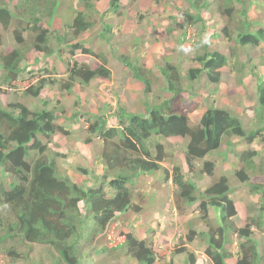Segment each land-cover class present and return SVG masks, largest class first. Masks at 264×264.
Returning <instances> with one entry per match:
<instances>
[{
    "label": "trees",
    "instance_id": "1",
    "mask_svg": "<svg viewBox=\"0 0 264 264\" xmlns=\"http://www.w3.org/2000/svg\"><path fill=\"white\" fill-rule=\"evenodd\" d=\"M5 1L0 0V29L10 30L16 47L8 52L0 51V85L10 87L17 81L24 84L27 79L36 78L39 71L34 73L23 68V62L32 60L33 55L49 56L54 52L61 57L59 61H66L67 79L62 82L57 78H39L36 85L29 84L21 89L23 96L37 98L46 85L53 87L60 83L61 88L68 92L76 82L89 84L92 80L110 77L109 69L103 64L88 67L73 60L76 51L94 56V52L75 37L97 26L95 4L100 0H75L82 4V9H74L73 13L77 14L63 26L64 36L56 33L55 18L52 19L51 13L57 5L54 0H17L11 4V9L6 8ZM122 1L108 0L107 9L99 17L105 21L113 12L122 16V10L128 4L132 6L134 0ZM152 4L156 3L153 1ZM187 4L183 10L177 9V15L168 11L160 13V18L171 22L172 27V20H176L182 34L191 38L192 58L189 62L193 64L188 68L171 63L162 66L160 75L165 85L160 93L165 96H156V101H145L140 113L118 107L111 114L82 119L87 136L84 142L89 144L96 139L103 164L102 177L94 182V186L89 182L86 185L84 180H72L68 171L59 169V159L65 155L57 149L51 151V139L56 134L68 135L71 128L57 124L56 120L61 119L57 111L47 108L32 111L18 101L0 108V171L11 178L10 188H4L3 181H0V253L5 259L3 264L24 260L27 252L22 251V246L29 250L36 245L49 251L48 264H81L84 254L80 249L82 242L85 246H92L99 257L96 261L91 260V264H131L130 261L154 264L157 257L152 241L140 239L132 231L124 230L126 227L121 216L140 210L139 202L132 200L136 178L156 173L161 168L160 163L166 159L167 149L170 150L167 142L184 138H187L185 150L181 153L184 169L182 172L177 166L172 169L175 205L180 210L182 203L187 206L199 201L198 214L194 217L200 216L204 222L210 218V208L217 211V225L209 222L208 230L198 233L193 228L199 224L200 219H196L195 224H189L186 240L192 242L195 235L204 236L207 241L204 251L211 264H225L229 253L223 249L226 246L224 239L232 231L237 236L234 238L237 242L236 264H259L264 260L259 258L256 246V233L264 230V158H258V152L246 149L236 151L234 156L235 177L240 183L250 186V196L258 198L259 203V216L243 227L237 228L232 222L236 209L229 197L233 190L226 177L220 176L204 191H199L191 181V178L199 179L202 174L212 175L215 162L206 156L219 149L222 139L226 140V149H239L243 142L248 144L259 139L258 136L264 132V82L255 87L253 96L257 103L254 115L247 121L248 127L229 111L217 108H208L197 122H192L189 114L194 107H188L182 95L188 86L183 80L191 84L203 72L207 82L213 84H218L222 70L236 75L242 73L243 68L254 72L256 68L251 67L254 59L252 63H244L240 60L241 52L248 54V50L260 47L263 54L257 60L264 65V22L256 25L248 17L241 19L246 14L244 0H188ZM236 5L240 8L236 9ZM144 13L146 17L154 15ZM140 14H137L138 22L144 19ZM207 21L221 27L211 38L216 37V43L220 40L224 49L211 50V40L202 42L200 35L205 31ZM198 25L200 28H196ZM101 26L100 36L107 41L113 27L107 22ZM166 26V32L172 29ZM70 32L74 38L66 40L65 36ZM117 59L123 62L132 78L140 82L142 92L149 93L152 85L150 70L137 67L136 61H129L122 55ZM237 82L241 85L242 80L238 78ZM75 114H70L69 122L75 119ZM111 117L116 123L108 126V118ZM231 136L241 140L232 141ZM77 170L86 174L85 169ZM257 178L263 181L255 183ZM140 198L143 201V197ZM247 204L250 209L253 207L251 202ZM111 222L119 223L120 230L115 237L108 238ZM175 250L186 254V264L195 263L190 250ZM160 260L162 264H174L170 257ZM34 264L44 263L39 259Z\"/></svg>",
    "mask_w": 264,
    "mask_h": 264
},
{
    "label": "rangeland",
    "instance_id": "2",
    "mask_svg": "<svg viewBox=\"0 0 264 264\" xmlns=\"http://www.w3.org/2000/svg\"><path fill=\"white\" fill-rule=\"evenodd\" d=\"M54 1L57 2L56 7H58L55 10V23L58 25L56 26V33L64 36L66 31L63 30V23L70 19L69 17L71 13L74 12V9L81 10L82 8L80 7L82 4H77L75 0ZM153 1L156 3L155 5L152 4ZM187 1L188 0H134L132 6L128 4V6L122 10V16L113 12L112 16L104 21L99 15L101 16L107 9L108 0H100L95 4V8L98 11V16L95 17V20H98L97 26L92 27L86 34H79L75 37L78 42H82L85 47L90 48L91 51L94 52V56H87L76 51L73 60L77 63L85 64L88 67H95L103 64L109 69L110 77L107 80L96 79L89 84H80L76 82L73 89L68 92L61 88L60 83L54 84L53 87H48L46 85L37 98L23 96L22 90L24 87L34 83V85H36L37 79L39 78H57L62 82L67 79L65 71L66 61H59L61 57H59L56 52L49 56L33 55L31 56V58L33 57L32 60L26 59L22 67L30 69L34 71V73L39 71L37 74L38 76L32 80L27 79L24 84L17 81V83H14L10 87L0 85V94L2 95L0 97V108H4L6 103H15L18 101L33 111L43 108L57 111V113L60 114L58 118L61 117L60 120H56L57 124L71 128L68 135L56 134L51 139V144H53L51 145V151L54 152V149H57L58 152L64 153L65 155L62 158L59 157L61 159H59V169L61 171H68L70 176H73L70 177L72 180H84L86 185L89 182L91 186H94V182L99 181L98 178L102 177L103 164L99 158L96 139L94 138L95 140L89 144H85L84 142L87 136L83 131L84 124L82 119L95 115L111 114L116 112L118 107L126 108L133 113H140L142 112L145 101L149 100L152 102L157 100L156 96H165V94L160 93V89L165 85L163 77L160 75V69L165 63H171L175 66L184 68L193 65L189 62V59L192 58L191 44L185 43L186 39L187 42H189L191 38H187L185 33L184 35L182 34V29L177 27L176 20H172L174 23L172 27L170 26L172 25L171 22H167L166 19L160 18V13L163 11H168L171 15H177V9L183 10L188 7ZM14 2H17V0H6V8L11 9V4ZM235 7L239 9L240 5H236ZM243 7L246 9V14L242 16L241 19L248 17V20L256 25L257 23L262 24L264 22V0H244ZM145 11L149 12V14L154 13V15L146 17ZM137 14L144 15V19L138 22ZM154 16L155 18L153 21ZM160 21L163 22L160 23ZM103 22H107L113 27L112 33H109L110 36L107 41L100 36L102 31L101 24H103ZM47 25L50 27L51 20ZM166 25H169L172 29L166 32ZM196 28H200V26L198 25ZM205 28V31H202V35H200L202 42L211 40V50L216 49L220 51L224 49V45L220 43V40L216 43L214 41H216L217 38H211L213 33L219 32V29H221L219 24H214L213 21H207L205 23ZM9 31L10 30L3 31L0 29V51L8 52L12 47H16L15 42L11 39ZM72 34V32L68 33L65 36L66 40L73 39L74 37ZM61 49L68 52L64 47ZM248 52V54L241 52L240 60L249 64L252 63V59H254V66H251L256 68L254 72L253 70L250 72L243 68L242 73L236 75L228 74V72L222 70L220 72L219 83L213 86L208 84L204 72L196 80L191 82V84H189L187 80H183V82L188 85L187 90L182 93L185 97L186 105L188 107H194L189 114L192 122H197L200 116L210 106V108L229 110L232 115L240 120L242 125L248 127L247 121L254 115L257 103L253 96L255 87L258 83L264 82V65L257 60V58L263 54L261 48L250 49ZM119 55L126 57L129 61H136L135 65L141 69L150 70L152 85L149 93L144 94L142 92L140 82L133 79L123 62L117 59ZM66 59H68V56ZM156 65L158 67H156ZM50 68H52V70ZM241 76L245 79L243 80ZM238 78L242 80L241 85L237 82ZM245 94L249 97L246 98ZM44 103H46L47 106ZM73 112L77 114L74 116L75 119L69 122L67 118L70 117V114H73ZM108 122V126L116 123L114 117L108 118ZM258 137L261 140L256 139L248 144L243 142L239 149L233 146V149H226L224 144L226 140L222 139L219 150L213 151L207 156V159L215 162V167L212 175L206 176L204 181H209L211 179L213 182L220 176L227 178V184L233 190L230 196L238 210V214L236 212V222L240 227L250 223L251 219L256 220L259 216L257 212L259 203L258 198H252L250 196V186L240 183L235 177L234 169L236 165L234 156L237 154L236 151L241 152L246 149L256 151L258 152V158H264V132ZM230 139H232V141L234 139L241 140V138H236L234 136H231ZM186 141L187 138L176 139L170 143L167 142V147L170 148L171 151L169 149L166 151V154H170V156L164 163V166L169 170L172 168L173 164L181 169V166L185 165L181 153L185 150ZM78 168L85 169L86 174L79 172L77 170ZM77 175H79L78 179H76ZM159 177H163L162 170L157 173H152L147 176H138L136 178V186L134 188L135 191L132 193V200L139 202L140 196H142L143 201L140 202L142 210L140 213L136 214L128 213L123 220L124 226L126 227H123V229L127 231L132 230L138 238L141 236L156 238V240L154 239L156 243L164 242V245L168 247L166 242H174L173 232L175 233V229L180 226L177 224L178 222H176L175 218L170 215L172 207L169 200L166 202L165 195L167 194V190H165L164 184L162 186H156L157 189L154 191L158 193V195L155 196L149 194L146 186L147 183H144L147 178L155 180ZM0 181H3L4 188H10L11 178L8 175H3L1 171ZM262 181V179L257 178L255 183H261ZM196 186H199L197 182ZM167 189L170 194L171 189ZM108 196L111 197L112 192L109 193ZM248 202L252 203L253 207L251 209L247 204ZM165 204H167L168 209L167 212H163L164 218L159 226L154 227V224L148 225L147 223L152 222L150 218L151 214L153 216L155 214L154 211L158 212L163 209ZM209 210L212 211L214 209L210 208ZM196 211L197 204H194L186 211L189 215L186 221L192 220L191 215ZM142 216L148 217V220L144 218L138 220ZM248 217L251 218L247 219ZM120 221H122V219H120ZM192 223L195 224V222ZM199 223H201V220ZM133 224L135 225L132 228ZM118 225L119 223L117 222H111L107 230L108 238L117 235L120 230ZM182 226L185 230V225ZM149 227L155 228V232L150 233ZM205 228L206 225L204 229ZM256 236H258L256 239L257 252L259 258L262 259L264 258V230L261 233H256ZM233 241L236 243V246L235 244L232 246ZM224 245L227 246L228 250L230 247L232 249L237 248V242L235 239L232 240L230 236H226ZM191 246L196 247V258L198 261L201 260L202 248L198 249L196 242ZM21 249L27 252V256L24 260L14 264H34L39 259L44 264L49 263V251L43 246H32L29 250L27 247L22 246ZM80 249L84 251L81 264H91V260L96 261L99 258L97 254L93 252L92 246H87V244L85 246L82 242ZM168 255L172 256L175 264H186L185 253ZM3 258L4 256L0 253V264H3L5 261ZM130 263L136 264L135 261H130ZM118 264L122 263L118 262ZM204 264L208 263L204 262ZM226 264H229V261L226 260ZM259 264H264V260L260 261Z\"/></svg>",
    "mask_w": 264,
    "mask_h": 264
},
{
    "label": "clouds",
    "instance_id": "3",
    "mask_svg": "<svg viewBox=\"0 0 264 264\" xmlns=\"http://www.w3.org/2000/svg\"><path fill=\"white\" fill-rule=\"evenodd\" d=\"M57 8V7H56ZM56 10V9H55ZM76 14L77 13H71V15H70V19H68V21L69 20H71V19H73L75 16H76ZM51 15H52V19L53 18H55L56 16H55V11L53 12V13H51ZM51 20V19H50ZM49 20V21H50ZM52 21V20H51ZM55 21H56V19H55ZM67 20L63 23V25H65V24H67V22H68ZM56 26H58L57 24H56ZM191 40V39H190ZM185 43H189V42H187V41H185ZM65 69V68H64ZM66 70V69H65ZM101 80H103V79H101ZM93 81V80H92ZM219 83V82H218ZM208 84H211L212 86L213 85H216V84H213V83H208ZM75 86V85H74ZM73 86V87H74ZM73 89V88H72ZM71 89V90H72ZM209 108H210V106H209ZM207 110V109H206ZM33 111V110H32ZM227 111H229V110H227ZM201 117V116H200ZM190 118V117H189ZM219 150V149H218ZM184 151V150H183ZM169 156H170V154L168 155V154H166V159H165V161L164 162H162V163H160V165H161V168L157 171V172H159V171H161L162 170V172H163V177H161V179L164 181V182H166V179L168 178V177H170V179H171V183H172V185H173V182H172V169H173V167L174 166H177V165H172V168L169 170L167 167H165L164 166V163L167 161V159L169 158ZM208 156V155H207ZM206 156V157H207ZM205 157V158H206ZM197 165H199V163L197 162ZM178 167V166H177ZM182 167V169H181V172L183 171V169H184V167L183 166H181ZM156 172V173H157ZM141 176H145V175H141ZM206 176L207 175H204V174H202V176L199 178V179H197V178H191L192 180V182L196 185V182L199 184V181L200 180H204V178H206ZM101 179V178H100ZM211 180V179H210ZM195 181V182H194ZM216 181V180H215ZM214 182V181H213ZM144 183H147L146 184V186H147V191L149 192V194H150V190H151V188H152V183H153V180L152 179H150V178H147L146 179V181L144 182ZM212 183V180H211V182L209 183V184H207L206 185V187L204 188V189H199V186L197 187L196 186V188H198V190L199 191H204L210 184ZM200 185V184H199ZM136 186V185H135ZM173 187H174V185H173ZM175 190H176V188L174 187V189L171 191V193H170V199L171 200H169L170 202V204H171V207H172V211L173 212H175L177 215H181L182 214V212H184L185 210V208H190L192 205H194V204H197V211L194 213V215H197L198 214V205H199V201L198 202H195V203H193V204H188L187 206L185 205V204H180V210H178L177 209V207H176V205H175V196H174V192H175ZM146 191V192H147ZM173 199H174V201H173ZM140 202H142V200H141V198L139 199V206H140V210L139 211H137V212H133V211H130V213H140L141 212V210H142V206H141V204H140ZM127 214H125V216H126ZM125 216H121V218L124 220V218H125ZM151 217V216H150ZM235 217V216H234ZM233 217V218H234ZM141 218H146V216H142V217H140L138 220H140ZM196 219H200V216H196V217H192V220H190V221H181V223L182 224H178L180 227H178V228H176L175 229V233H174V235H173V238H174V242H170V244H169V248L168 247H164V248H162V250H163V252H164V256L163 257H170V258H172V256H169L168 254H170V255H176V254H179V252L177 253L176 252V250H175V248H178V250L179 249H181V248H186V249H188V250H190L192 253H193V256H194V260H195V263L194 264H197V258H196V255H195V253H194V251L191 249V248H189L188 247V245L189 244H193L192 242H190V241H187L186 240V236L189 234V230H190V227H188L187 226V224H190L191 225V223L192 222H194ZM137 220V221H138ZM201 220V219H200ZM152 221H155V220H152ZM201 222H204L203 220H201ZM137 223V222H136ZM135 223V224H136ZM141 223H142V221H141ZM135 224H133V226H132V228L134 227V225ZM186 224V225H185ZM182 225H185V230L183 229V226ZM182 226V227H181ZM238 228V227H237ZM149 230H150V233H153V232H155V228H153V227H149L148 228ZM125 230V229H124ZM205 231H207L208 230V228L206 227L205 229H204ZM128 231H132V230H128ZM133 232V231H132ZM201 232H204V231H201ZM227 236H230L231 237V239L233 240L234 238H236L237 236H236V234H234L232 231H230V232H228L227 233ZM195 238H197V241H196V243H197V245H202V243H204V248H202V252H201V256H202V258H201V260L203 261V262H207L208 264H211V262H210V260L208 259V257L205 255V251H204V249L207 247V241H206V238L204 237V236H202L201 238L199 237V235L197 236V235H195V237H194V239ZM140 239H144V240H147V241H149V242H151L152 241V248H153V251H154V253L156 254V257H157V260H156V262L154 263V264H162V262H161V258H163V257H161L160 256V254H159V252H157L156 250H159V249H157V245L156 244H154V239H156V238H153V237H140ZM151 240V241H150ZM234 242V241H233ZM232 242V246H234V244H235V246H236V243L234 242L233 243ZM195 243V242H194ZM227 253H229V255H228V257L224 260V263L226 264V260L227 261H229L230 260V258H235V253H236V251H235V249L233 248H231L230 247V249L228 250L227 249V246H225L224 248H223ZM177 250V251H178ZM166 251H167V253H166ZM230 253H232V254H230ZM182 254V253H181ZM197 254V253H196ZM235 260V263L234 264H236L237 263V261H236V259H234ZM187 262V261H186ZM174 263V262H173ZM175 264V263H174Z\"/></svg>",
    "mask_w": 264,
    "mask_h": 264
},
{
    "label": "crops",
    "instance_id": "4",
    "mask_svg": "<svg viewBox=\"0 0 264 264\" xmlns=\"http://www.w3.org/2000/svg\"><path fill=\"white\" fill-rule=\"evenodd\" d=\"M148 174H146L145 176H147ZM150 175V174H149ZM260 179H262V178H260ZM211 182V180H209V181H204V180H200L199 181V189H204L205 187H206V185L207 184H209ZM250 183H254V181H251ZM258 183H260V182H258ZM165 185V190H167V194L165 195V198H166V202L168 201V200H171L170 199V197H169V193H168V189L167 188H170L171 190H173L174 189V187H173V185H172V183H171V179H170V177H168L167 179H166V182H164L162 179H161V177H159V178H157V179H155V180H153V183H152V188H151V190H150V194H152V195H155V196H157L158 195V193H156L154 190L155 189H157V187L156 186H162V185ZM203 185V186H202ZM171 190H170V193H171ZM169 197V198H168ZM229 197H231V196H229ZM235 205V204H234ZM167 209H168V206H167V204H165L164 205V208L163 209H161L160 211H158V212H156V211H154L155 212V214L152 216V214H151V220H155V221H152V222H149V223H147L148 225L149 224H154V227L155 226H159V224H160V222L163 220V218H164V214H163V212H167ZM189 208H185L184 210V212H182V214L181 215H177L175 212H173V211H171L170 212V215L172 216V217H174L175 218V220H176V222H178V224H182L181 223V221H185L186 222V220H187V218L189 217V215L186 213V211L188 210ZM212 209V208H211ZM235 209H236V212H237V214H238V210H237V208H236V206H235ZM153 213V212H152ZM245 213H246V211H245ZM209 214H210V218H208V220L206 221V222H201V223H199V224H195L194 225V227L193 228H195V230L199 233V232H201V231H205L204 230V227H205V225H206V227L208 228L210 225H209V222H213V224H215V225H217V223H216V217H217V211L216 210H212V211H210L209 210ZM237 214H236V216L234 217V218H232V222L234 223V225L236 226V227H240L239 225H237V222H236V217H237ZM192 217L194 216V214L193 215H191ZM159 218H161V219H159ZM144 219H146V220H148V217H146V218H144ZM211 220V221H210ZM244 221H245V219H244ZM186 225V224H185ZM187 226L188 227H190L189 226V224H187ZM173 234H174V232H173ZM142 237H144V236H142ZM156 240V239H155ZM155 240H154V244H156L157 245V249H159V250H156L157 252H159V254H160V256L161 257H163L164 256V252H163V250H162V248H164L165 247V245H164V242L163 243H161V242H155ZM197 241V238H195L194 240H193V242L192 243H194V242H196ZM169 244H170V242L168 243V242H166V245L168 246V248H169ZM162 245H164V246H162ZM192 244H189L188 245V247L189 248H191L193 251H194V253L196 254V247H192L191 246ZM197 247H198V249H201V248H204L205 246H204V243H202V245H197ZM166 253H167V251H166ZM235 258H230V260H229V264H234L235 263V260H234ZM197 264H204V262L202 261V260H197Z\"/></svg>",
    "mask_w": 264,
    "mask_h": 264
}]
</instances>
